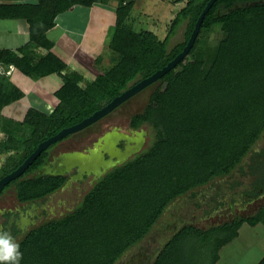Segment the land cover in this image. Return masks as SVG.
Listing matches in <instances>:
<instances>
[{
	"label": "trees",
	"instance_id": "16d2710c",
	"mask_svg": "<svg viewBox=\"0 0 264 264\" xmlns=\"http://www.w3.org/2000/svg\"><path fill=\"white\" fill-rule=\"evenodd\" d=\"M108 1L39 0V3L34 5L13 4L11 6H0L1 17L16 14L19 17L27 18L31 24L33 40L39 46L50 50L48 55L36 64L39 66L43 64L44 71H40V69L28 63L26 61L27 56L20 59L10 51H2L0 56L8 58L10 63H15L16 65H19L20 61H26V71L31 76L37 75L39 71L41 75L62 74L67 69V65L51 52L53 44L44 37L36 36L43 29L46 31L48 28L53 27L59 15L66 14L76 6L91 7L95 4H107ZM122 1V7H130L134 3V0ZM209 1L188 0L186 8L178 12L174 18L173 28L182 19L188 20L189 24L186 26L185 40L183 42L178 43L171 50L167 49L165 41L160 42L151 51L141 50L137 53L136 59L132 60L131 65L119 74L115 82H105V88L97 95L91 97V99L85 100L81 105H76V99L67 110H61V106L58 105L53 110L54 115L46 123L42 124V127L32 132L30 138L21 147L22 150L19 148L20 150L7 156L3 165L0 166V178L17 169L35 151L39 143L57 134L62 129L82 121L104 105L110 103L126 90L129 83L139 75L140 78L138 79H145L165 67L183 51L200 14ZM124 4L125 6H123ZM226 9H230L232 15L245 17L247 20L234 19L231 15L223 16ZM120 16L118 13L116 25L120 22ZM221 19L224 29L228 32V37L221 44L220 52L214 64L206 70L202 61L197 60L194 63L185 65L182 71L176 72L178 66L184 63L185 57L175 68L165 73L158 80L160 81V86L152 94L146 109L131 117V126L134 129L142 125H149L154 128L155 139L150 143V146L147 149L144 148V151L135 153L125 163L115 166L96 181L73 212H67L58 218L47 220L31 229L17 242L20 245V251L23 253L20 264H31L27 254L33 250L32 247L38 249V254L34 258L36 264H117L131 247L148 234L158 221L162 211L176 196L186 190L193 189L195 186L209 183L211 178L222 174H231L237 167L241 169L243 159L256 147L257 141L264 133V0H216L205 15L200 33L188 55L194 52L204 29L211 27L212 24ZM41 26L43 28L40 30ZM118 32L120 33L118 42L123 43L120 44V47L130 45L133 39H126L130 32L128 33L126 29L123 30L122 28ZM247 35L252 39L242 42V39L246 38ZM243 44L246 46L245 50L240 49ZM36 46L38 45L35 44L33 47ZM27 50L28 46L23 48L22 51L27 54ZM55 63H58V66H54ZM66 77H63L65 81ZM64 87L61 92L57 93L61 103H64L67 97L65 92H63ZM23 96L24 92L12 84L9 78L4 75L1 76L0 111ZM179 98L184 101L188 99L191 104L184 103L182 105V110L179 113L183 112L182 114L185 116L180 114L181 117H176L178 118L175 122L176 124H172L174 114H176L173 108L177 105ZM258 110L262 112L259 115L255 114V111ZM39 113L41 111L31 109L26 116L25 122H28V120L31 122L34 115ZM170 114L172 115L171 117H169ZM202 116L210 117L209 121L215 124H211L212 128L214 126V132L207 131L210 126L209 121L207 123L204 122ZM8 130H10L9 134L12 135L16 132L10 128ZM174 137L179 139L183 146H186L184 153L187 161H193L192 158L195 157L198 165H200L198 168L204 167L206 174L204 173L184 182H182L179 175L168 174L173 186L169 191L162 193L163 196L160 197V201L158 203L156 201L155 205H153L147 200L151 193L150 191H155L158 186H153V189L148 186L147 182L142 181L143 178H139V182L136 183V178L138 175L142 176L144 174L142 169L146 162H153V156L156 153L159 154L163 149H167ZM227 141L231 142V148H234L233 145H236V148L228 149L224 156L225 150H221L220 147ZM3 145V149L6 152H11L10 146ZM2 151L0 149V154ZM213 152H217L216 157L214 156L210 161L207 160L206 158ZM191 153L192 158L189 157ZM253 155H256V153ZM251 159L254 158L251 156ZM48 160L49 151L41 153L20 177L7 185V188H9L15 184L19 201L26 202L37 198L42 199L65 184V176L42 173ZM210 164L212 167L208 170V165ZM31 174L34 175L29 176ZM261 187L264 188V183L259 180L255 188ZM122 188L125 190L126 200L122 202L123 207L121 208V203L114 196L119 194V190ZM256 189L252 192H256ZM104 198L117 200L114 203L112 202L111 208L108 209L112 214L113 209H116L114 212L116 214H113L110 226L107 225V229L100 231L102 243L98 247H93L87 243L88 238L86 235L81 234L83 224H80V226L76 224L80 220L83 222L86 218L85 214L95 210L93 208L99 206L100 203L103 205V202H105L103 201ZM106 201L108 200L106 199ZM223 203L221 202V204ZM102 209L106 208L103 207ZM145 210L150 215L148 220L142 217L146 214ZM261 221L264 222V205L255 214L238 215L231 221L212 226L208 230H203L190 224L184 225L165 244L153 264H183L182 260L184 258L180 254L178 257L182 259L181 261L172 257L169 260L168 255L171 247L176 246L179 240L190 234H196V236L202 237L205 241L209 240L212 255V253L217 251V248H214L212 244L213 233L218 232L224 238V243H226L237 234L243 223L257 224ZM133 222L134 224L132 225ZM128 225L131 226L130 229ZM82 231L85 232L84 229ZM79 232L81 237L86 239L82 244L75 243L73 244L74 246L69 244L62 245L58 241L61 238L64 239L63 241L73 238ZM83 244L86 245V248ZM69 247L75 248L68 249ZM84 249L87 250V253H85ZM91 249H94V251L92 252Z\"/></svg>",
	"mask_w": 264,
	"mask_h": 264
},
{
	"label": "rangeland",
	"instance_id": "374dc122",
	"mask_svg": "<svg viewBox=\"0 0 264 264\" xmlns=\"http://www.w3.org/2000/svg\"><path fill=\"white\" fill-rule=\"evenodd\" d=\"M156 1L157 0H134L132 6L122 7V0H109V5L107 6H94L92 7L93 9H88L89 11L92 10V12H97L99 14L102 10H106L105 16L108 22H111L113 19L115 13L114 9L117 10L116 14L119 13L121 15L120 22L117 24L119 26L116 25L114 28L111 27V29H107L105 42H103V49H95L91 55L89 54L91 57L83 56L81 59L71 62V64L65 63L68 66V69L63 72L62 87H58L57 90H55L56 98H52L51 96L44 97H48L49 101L47 100L45 102L52 105L49 109L43 108L45 112L42 108H40L43 116L39 113L34 115L31 122L29 120L28 122H25V116L21 119L13 120L0 115V126L2 127L0 131V149L3 150L0 154V166L3 165L4 160L9 154L21 149L26 140L30 138L32 132L42 127V124L46 123L54 115L53 110H55V107L59 103L61 110L69 109L73 105V101L76 99V105H81L85 102V100L91 99V97L97 95L101 90H103L105 88V82H115V79L119 76V74L124 72L126 68L131 65L132 60L136 59L137 53L141 50L145 49L151 51L162 41H165L167 49L171 50L178 43L185 40L186 26L189 24L188 20L182 19L175 28L172 27V24L178 12L186 8L188 0H162L170 5L169 10L166 11L165 14L163 13L165 15L163 18H161V16L157 13ZM123 6H125V4ZM230 11V9H226L223 16L231 15L234 19L247 20L245 17H236L235 15H232ZM75 14L79 17L77 12H75ZM101 16H103V12L101 13ZM70 17H72V15H70ZM67 18V25H71L74 32L78 31L82 33L84 30L90 29L89 21H83L81 16L79 18ZM66 19L63 18L64 23L66 22ZM42 28L43 26L39 29L41 30ZM121 28L123 30L126 29L128 33L130 32V35H128L126 39H133L130 42V45H126V47H120V44L123 43L118 42L120 36L118 30H121ZM67 35L70 37L72 36L70 33H67ZM227 37L228 32L224 29L222 19L212 24L211 27L204 29L203 35L200 38L194 52L186 56L184 63L178 66L176 72L182 71L185 65L194 63L197 60H201L204 65V69L208 70L214 64L216 57H218L220 52L219 48L221 44L227 40ZM250 39L252 38L247 35L246 38L242 39V42L250 41ZM240 49L245 50V44L240 46ZM54 66H58V63H55ZM64 76H67L66 81L63 78ZM138 78H140V75L129 83L127 89L142 80ZM52 80H56V78H52ZM159 86L160 81H156L148 85L143 90L139 91L111 110L110 113L96 121L94 125H91L86 130L81 131L76 135L70 134L66 136L67 138L65 137V140H60L57 143L52 144L47 148V150H45L49 151V158L53 160L55 158H59L61 155L63 156L61 158L85 156L81 153L88 154L87 152H84L86 148L89 146L91 148V146H93V142H97L100 138H104L109 134L112 135L113 132H117L127 137V139L132 140L133 142H131V145L129 146L135 147L138 143H140L141 146L139 147L138 152L144 151V148L147 149L150 146V143H152L155 139V130L149 125H142L141 127L134 129L131 126V117L134 114L142 112L146 109L151 100L152 94ZM63 87L66 89H64L63 92H65L67 97L65 102L61 103V99L57 95V91L61 90ZM37 99L35 98L30 104L37 106L39 104V106H43L41 100L44 99L40 98V103L38 104L36 102ZM178 100L177 105L173 108V111L176 114H174L173 122L170 120L172 124H176L175 122L178 120L176 117H181V115H183V112L179 113V111L182 110V105L184 103L191 104L188 99L187 101L181 100L180 98ZM261 113L262 112L259 110L255 111V114L259 115ZM171 116L172 115L170 114L169 117ZM202 119L207 123V121L210 120V117L202 116ZM211 124V121H209V130H206L214 132V126L213 128L211 126L215 124ZM9 128L16 131L15 134H9ZM217 130H219V128H217ZM220 131L222 132V130ZM263 137L264 133L257 141L256 147L258 144L259 146L264 144V141L262 140ZM3 144L10 146L11 152H6L3 149ZM112 145L113 142L111 140L108 144L105 143L104 147L111 149ZM191 145L193 144L191 143ZM231 146V142L227 141L220 147L221 150H225L223 153L224 156L228 149L236 148V145H233L234 148H231ZM185 147L186 146H183L179 139L174 137L167 149H163L159 154L156 153L153 156V162H146V165L142 169L144 174L142 176H137L136 183L139 182V178H143L142 181L145 183L147 182L148 186L152 188L153 186H158V189L155 191L150 189L151 193L147 200L150 203H153V205H155L156 201L157 203L160 201V197L163 196L162 193L164 194V192L169 191L173 186V183L170 182L168 174H177L180 176L182 182H184L205 173L206 169L204 167L201 169L198 168L200 165H198L195 157L192 158V153L189 157L192 158L194 162L191 160L189 162L187 161L184 153ZM252 151L253 150L249 153L250 156L243 159L241 169L237 167L231 174H222L218 177L211 178L209 183L195 186L193 189L186 190L184 193L176 196L173 201L166 206L165 210L162 211L158 221L150 229L148 234L140 239L136 245L131 247V249L117 262V264L152 263L154 258L159 255V252L163 250L165 244L168 243L174 233L181 229L184 225L190 224L200 229L207 230L212 228V226L221 224L224 221L230 220L238 215H251L257 213L264 205V195H261L259 198L248 197L246 195V193H249L251 196L253 189L252 181L257 176V174H254L249 167L252 163L246 161L248 158L251 159V156L252 158L256 157V155H253ZM67 152L71 153L66 155L65 153ZM133 155L134 154L130 157ZM216 155L217 152H213L206 159L210 161L214 156L216 157ZM95 163L97 164V161ZM70 165L71 163H67L63 168H67L66 170H68ZM73 167H71L70 172H76L79 174L77 169H73ZM208 167L209 170L212 167L211 164L208 165ZM33 175L34 174L29 176ZM83 176L84 174L81 178H83ZM259 177L262 176L259 175ZM83 181L82 179L71 181L68 187L58 189L59 192L51 197L47 203V208L50 212L49 218H58L77 207L78 203L82 200L85 191L91 187L89 179L85 182ZM125 194V190L122 188L119 190V194L114 196L118 199V202L121 203V208L123 207L122 202L126 200ZM242 195L247 196V200L249 201L248 203L241 200ZM120 196L122 197L120 198ZM17 198L15 184L9 188L6 186L0 193V208L2 206V208L10 207L15 209V206H20L18 205L20 204V201ZM234 198L241 201L235 204L233 203ZM106 199L108 201H106ZM115 200H113V198H104L103 201L105 202H103V205L100 203L99 206L93 208L95 210H91L85 214L86 218L83 222L81 220L77 222V226L83 224L82 227L85 232H83L82 229L81 234L86 235L88 238L87 243H89V245L98 247V245L102 243L100 231L107 229V225L110 226L113 214H116L114 213L116 209H113V214L108 211V209L112 206V202L114 203ZM221 202L224 203L221 204ZM103 207L106 209H102ZM144 212L147 215L144 214L142 217L143 219L148 220L150 215L146 210ZM39 213L41 214V212ZM22 215L32 219L30 215ZM2 219L3 218L0 219L1 222H3ZM48 219L43 220L40 224L44 223ZM133 224L134 222L132 225ZM130 227L131 226L128 225L129 229ZM63 240L64 239L61 238L58 241L62 245L69 244L74 246L73 244L75 243L82 244L86 239L82 238L79 232V234H75L73 238H68L65 241ZM202 240L204 239L196 236V234H190L187 237L185 236L176 243V246L170 248L168 259L171 260L172 257L175 260L181 261L182 259L178 257L180 254V256L184 258V260H182L183 264H207L212 256L211 245L209 240ZM223 243L224 238L220 236L218 232L213 233L212 244L214 248L219 249ZM84 246L86 248V245ZM71 248L75 247H69L68 249ZM32 249L33 250H31L27 255L29 256L31 264H36L34 258L38 254V249H35L34 247H32ZM84 251L87 253L86 249H84ZM91 251L93 252L94 249H91Z\"/></svg>",
	"mask_w": 264,
	"mask_h": 264
},
{
	"label": "crops",
	"instance_id": "0c3cea01",
	"mask_svg": "<svg viewBox=\"0 0 264 264\" xmlns=\"http://www.w3.org/2000/svg\"><path fill=\"white\" fill-rule=\"evenodd\" d=\"M156 2L157 13L161 18L165 17L164 14L169 10L170 5L162 0H157ZM38 3L39 0H0V6H11L13 4L34 5ZM107 5H109V2L107 4H95L91 7L82 5L76 6L66 14L59 15L53 27L48 28L46 31L43 29L36 37H44L46 40L50 41L53 44L51 52L65 63L71 64V62L77 61L83 56L89 57L95 49H103V42H105L107 29L116 26L118 18V14H116L117 10L114 9L115 13L111 22L106 20V10H102L100 14L92 12V10L89 11L94 6ZM75 12L78 13L79 17L81 16L83 21H89L90 29H86L82 33L78 31L74 32V30H72L73 27L71 28V25H67V17L79 18ZM102 12L103 16H101ZM70 15H72V17H70ZM63 18H67L65 23ZM67 33H70L72 36H68ZM35 44L38 46L33 47ZM27 46L28 50L27 54H25L26 52L22 50ZM2 51L13 52L20 59L26 58L24 56H27L26 61L32 66L40 69V71L45 70L43 64L42 66L36 64L42 61L50 52V50L39 46V44L33 40L31 35V24L28 19L19 17L16 14L6 15L4 17L0 16V52ZM26 61H22L23 64L20 61L21 65H16L15 63H10L8 58L0 56V66L3 70V73H0V82L1 76L4 75L9 78L12 84L24 92L22 98L12 102L7 107L5 106L0 111V115L9 119L18 120L24 116L26 117L31 109L39 111H41L40 108H42V110L43 108L49 109L52 104L50 105V103L48 104L45 102L49 98L44 97L51 96L52 98H56L55 90H57L58 87H62L63 84L62 74H64L63 72L66 69L60 75L58 73L41 75L39 71L37 75L31 76L26 71ZM8 70L11 71L10 74ZM52 78H56V80H52ZM58 92H61V90H58L57 93ZM35 98H38L36 101L37 104L40 103V98L44 99L41 100L43 106H39V104L38 106L31 105V101L33 102ZM43 111L45 112V110ZM1 129L0 126V131ZM262 189L264 192V188ZM263 192L262 190L260 191V193ZM241 200H244L245 203L249 202L246 195H242ZM232 219L226 221H231ZM183 227L184 226L181 228ZM180 230L181 229L177 230L174 235ZM153 262L150 264H153ZM207 264H264V222L261 221L257 224H250L248 222L243 223L238 229L237 234L230 241L223 243L219 249L217 248L216 252L212 253L211 259Z\"/></svg>",
	"mask_w": 264,
	"mask_h": 264
},
{
	"label": "water",
	"instance_id": "95a60500",
	"mask_svg": "<svg viewBox=\"0 0 264 264\" xmlns=\"http://www.w3.org/2000/svg\"><path fill=\"white\" fill-rule=\"evenodd\" d=\"M215 1L216 0H210L207 3L206 7L202 11V13L200 14V16L196 22L195 28H194L186 46H185V48L183 49V51L181 53H179L165 67H163L160 70H157L151 76H149L145 79H142L140 82L134 84L129 89L123 91L121 94H119L117 97H115L110 103L104 105L101 109L95 111L92 115L84 118L82 121H80L74 125H71V126H68L64 129H62L57 134H55V135L51 136L50 138L39 143V145L37 146L35 151L32 152L17 169H15L14 171H12V172L8 173L7 175L0 178V193L3 191V189L11 181L20 177L30 167V165L34 162V160H36L37 157L43 151L47 150V148L49 146H51L52 144H55L58 141L64 139L66 136L73 134L77 131H80V130L90 126L91 124L95 123L96 121H98L99 119H101L102 117H104L105 115L110 113L111 110H113L114 108L119 106L121 103H123L124 101H126L127 99H129L130 97H132L133 95L138 93L139 91L143 90L148 85L158 81L165 73H167L171 69L175 68L176 65L181 62V60H183L186 56H188L190 50L194 46L196 39L200 33L201 25L203 23L205 15L207 14V12L212 7V5L214 4ZM123 138H125V136H123L121 134H117V133L112 134V135H107L106 137L103 138L104 143L108 144V142L111 140L113 142L111 149L105 148L106 152H108L111 156V159L108 161H105L103 159V154L100 156L98 155L97 164L91 163L86 158H84L82 160V158L79 156L64 157V158H61L63 156H60L59 158L56 159L53 166L48 165L46 167V170L43 172V174L65 175L66 173L71 171L70 170L71 167L75 166V167H78L79 174H77L76 176H73V179L82 177V175L86 174V173L88 175L93 173L95 176H97V178H99L109 168L115 167L118 164H122L123 162H125L127 160L128 157H130L132 154H135L136 152H138L139 147L141 146L139 144L136 147L128 146L124 152L120 151V149L117 148V145H118L120 139H123ZM128 141H132V140L129 139ZM112 157H116V160H112ZM67 163H71L68 170H66L67 168H63V167H65V164H67ZM92 164L93 165L96 164V165L93 166ZM58 168H61V170H57Z\"/></svg>",
	"mask_w": 264,
	"mask_h": 264
},
{
	"label": "flooded vegetation",
	"instance_id": "af4514ba",
	"mask_svg": "<svg viewBox=\"0 0 264 264\" xmlns=\"http://www.w3.org/2000/svg\"><path fill=\"white\" fill-rule=\"evenodd\" d=\"M95 123H93L91 125H94ZM90 126L84 128V129H82L80 131H77V132L73 133V135H76L77 133L86 130ZM115 133H117V132H113L112 134H115ZM117 134H119V133H117ZM66 138L62 139V141L65 140ZM128 140L129 139H127V137H125L123 139H120V141H119V143L117 145V148L120 149V151H123L124 152L127 149V147L129 145H131V142L132 141H128ZM262 140L264 141V137H263ZM70 145H71V143H70ZM92 145L94 146V148H93V146H91V148L89 146L84 151V152H87L88 154L81 153L82 155H85V156H79V157L82 158V160L84 158H86L91 163H95L97 161L98 155L100 156L102 154H103V159L105 161H108V160L111 159L110 154L108 152H106V150H105V147H104L105 143H104L103 138H100L97 142H93ZM68 153H71V152H67L65 154L68 155ZM252 153L253 154L256 153V157L254 159L248 158L246 161H249V162L252 163V165H250V166L248 165V166L251 168V171L254 174H257V176L255 177V179L252 181V185H253L252 191H253L254 189H256L255 187H256V185H257V183H258L259 180L264 183V174L262 173L264 171V144L262 146H259V144H258L257 147H254L253 148ZM74 154H76V153H74ZM49 156H50V154H49ZM248 156H250V154ZM73 157H75V156H73ZM53 158H54V156H53ZM129 158L130 157H128L127 160ZM112 160H116V157H112ZM55 161H56V158L53 159V160L49 158V160L46 163V165H44V169L42 170V173L46 170V167L48 165L53 166L54 163H55ZM125 162H123V163H125ZM118 165H120V164H118ZM74 168L77 169V172L79 173L78 167H74ZM113 168L114 167L109 168L99 178H97V176H95L93 173L90 174V175H88L86 173V174H84L83 178L79 177V178L73 179V176H76L77 173L76 172H70L69 171L65 175H62V176H65L66 177V182H65V184L61 188L64 189V188L68 187V185L70 184L71 181L81 180V179H82V181L84 180L83 182H85L86 180L89 179V183L91 184V187H92L95 184L96 181H98L100 178H102L108 171L112 170ZM259 175L262 176V177H259ZM91 187H90V189H91ZM90 189H88L87 191H85V194ZM256 190H257L256 192H252L251 193V196H250V194H247V196L254 197V198H259V195L260 196L261 195H264V192H263L262 187L261 188H257ZM261 190H262L263 193H260ZM58 192L59 191L57 190V191L49 194L48 196H46V197H44L42 199H38L37 198V199H34L32 201H26V202H21L20 201L19 202L20 204H18L20 206H15V209L14 208H10V207L2 208V206H1V208H0V219L3 218L2 219L3 222L0 221V226H3L5 229L9 230L11 232L12 236L14 237V239L16 240V242L19 239L21 240L31 229H33L34 227L40 225V222H42L43 220L49 218L50 212L48 211L47 203L50 200V198L53 197ZM85 194H84V196H85ZM16 195H17V192H16ZM238 202L239 201H237V199L235 198V200H234L233 203L236 204ZM79 203H78V205H79ZM76 208H73V210H71V211H74ZM71 211H69V212H71ZM39 212H41V214ZM22 214L30 215V217L32 219H29L27 217H24ZM50 219H53V218H49L48 220H50ZM29 220H31V221H29Z\"/></svg>",
	"mask_w": 264,
	"mask_h": 264
},
{
	"label": "clouds",
	"instance_id": "9594fccd",
	"mask_svg": "<svg viewBox=\"0 0 264 264\" xmlns=\"http://www.w3.org/2000/svg\"><path fill=\"white\" fill-rule=\"evenodd\" d=\"M22 256L20 245L11 232L0 226V264H20Z\"/></svg>",
	"mask_w": 264,
	"mask_h": 264
},
{
	"label": "built area",
	"instance_id": "2783aa9c",
	"mask_svg": "<svg viewBox=\"0 0 264 264\" xmlns=\"http://www.w3.org/2000/svg\"><path fill=\"white\" fill-rule=\"evenodd\" d=\"M10 72V70H8V73ZM0 73H3L2 67L0 66Z\"/></svg>",
	"mask_w": 264,
	"mask_h": 264
},
{
	"label": "bare ground",
	"instance_id": "6f19581e",
	"mask_svg": "<svg viewBox=\"0 0 264 264\" xmlns=\"http://www.w3.org/2000/svg\"><path fill=\"white\" fill-rule=\"evenodd\" d=\"M140 145V143H138ZM136 147V146H135ZM57 170H61V168H58Z\"/></svg>",
	"mask_w": 264,
	"mask_h": 264
}]
</instances>
